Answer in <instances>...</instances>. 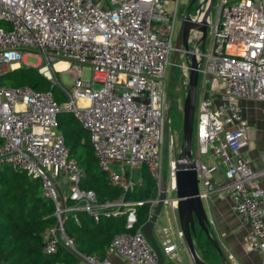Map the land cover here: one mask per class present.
<instances>
[{
    "label": "built area",
    "instance_id": "2783aa9c",
    "mask_svg": "<svg viewBox=\"0 0 264 264\" xmlns=\"http://www.w3.org/2000/svg\"><path fill=\"white\" fill-rule=\"evenodd\" d=\"M208 3L195 0L189 17L202 20ZM215 3V18H210V9L204 16V36L200 29L189 28L187 50L181 44L173 58L179 28L173 35L174 22L180 24L184 14L177 10L178 0H0V75L25 63L27 54L37 58L40 72L43 66L52 74L68 70L72 75L67 88L46 74L65 95L61 101L50 89L0 82V163L39 177L42 194L53 203L55 221L41 233L43 252H54L62 244L84 264H114L110 255L124 264H157L158 252L142 224L152 214L161 187L162 205L175 207L169 191H174L176 158L168 160V184L164 181L167 143L172 147L167 90L176 65L187 85L188 51L197 62L196 150L191 161L199 194L227 193L232 210L247 225L244 248L261 251L264 264V187L257 182L264 179V163L253 166L240 153L248 124L239 102L260 100L264 111V0ZM58 59L66 61L65 67H54ZM83 63L90 67L89 79L81 78ZM79 97L87 101L80 103ZM63 109L87 131L98 167L122 190L118 197L97 201L92 189L78 185L82 169L57 127V113ZM199 153L210 155V163ZM142 167L153 180L155 194L124 198L126 190L142 181ZM219 170L225 181L214 186L211 175ZM144 201L147 217L137 222L136 206ZM78 210L95 220L101 213L124 214L123 228L112 234L102 256L78 251L65 233L63 219L70 214L76 220ZM151 233L158 238L159 253L175 251L168 229L155 218ZM176 235L184 240L180 227Z\"/></svg>",
    "mask_w": 264,
    "mask_h": 264
},
{
    "label": "trees",
    "instance_id": "16d2710c",
    "mask_svg": "<svg viewBox=\"0 0 264 264\" xmlns=\"http://www.w3.org/2000/svg\"><path fill=\"white\" fill-rule=\"evenodd\" d=\"M56 70L53 74L56 76ZM0 82L11 85L28 84L36 89H50L54 97L61 101L63 92L50 78L37 69L36 65L20 63L5 70ZM57 127L67 145L69 155L76 158L82 169L78 185L94 191L97 201L113 199L121 194V188L112 184L102 168L98 167L92 152L87 131L68 110L57 113ZM142 181L123 193L124 198L145 199L155 194V186L148 171L142 167ZM148 202L136 206L137 222L147 217ZM53 203L42 194L40 179L9 163H0V264H84L62 244L51 253L41 249V233L46 225L55 221L52 214ZM63 228L75 248L86 254L102 256L112 234L123 228L124 214H99L95 220L84 210L76 212V220L70 214L63 219ZM193 242L201 259L213 264L218 252L195 226ZM198 249V250H197Z\"/></svg>",
    "mask_w": 264,
    "mask_h": 264
},
{
    "label": "crops",
    "instance_id": "0c3cea01",
    "mask_svg": "<svg viewBox=\"0 0 264 264\" xmlns=\"http://www.w3.org/2000/svg\"><path fill=\"white\" fill-rule=\"evenodd\" d=\"M239 102L242 115L248 124L246 129L247 142L240 148V153L247 157L253 166H261L264 163V111L262 103L260 100L252 98L241 99ZM199 154L198 156L201 158L202 156ZM204 154L205 160L204 158L201 159L205 163H210L212 157ZM211 180L214 186H217L225 181V177L219 170L212 173ZM257 182L264 187V179H258ZM202 200L209 233L217 242L224 261L227 264H261L263 253L255 249H245L243 246V237L247 225L232 210L227 193L225 191L211 192L202 197ZM163 205L169 206L172 213L170 221L163 227L168 229L172 240L176 243V249L170 255L160 253L157 264H196L192 260L184 240L176 235L179 222L175 207L168 203ZM152 237L154 241L158 242L154 233ZM197 254L199 255L198 252ZM110 259L114 264H124L123 259L116 255H110ZM211 261L213 264H221L219 254L217 259L214 258Z\"/></svg>",
    "mask_w": 264,
    "mask_h": 264
},
{
    "label": "water",
    "instance_id": "95a60500",
    "mask_svg": "<svg viewBox=\"0 0 264 264\" xmlns=\"http://www.w3.org/2000/svg\"><path fill=\"white\" fill-rule=\"evenodd\" d=\"M194 0H189L184 14L181 18L179 24L178 33L175 39V49L173 50V58L177 54V48L182 47L187 50V33L189 28H198L202 32V37L205 34L206 22L204 16L208 13L212 1L209 0L208 6L204 11L202 20L193 21L188 15V9ZM190 57V68L187 81V90L183 98L182 104V123H181V150L176 157L175 167H174V197L175 209L177 214V219L179 222V227L183 234L184 242L189 250L192 260L196 264H209L205 262L197 254L194 246L193 236L196 234L195 224L204 233V235L210 240L212 245L215 247L221 258V264H227L224 261L223 255L218 247L217 242L211 237L208 227H207V217L203 207L202 196H200V189L198 184V178L196 176V169L192 159L191 151V138L193 129V114H194V101H195V90H196V79H197V62L193 54L186 51ZM171 101L167 108V114ZM59 198L62 202L63 195L58 189ZM165 197V187H161L159 190V196L154 210L150 217L144 221L142 224L143 232L147 235L150 241L153 243L155 249L158 252V257L160 255L158 246L156 245L152 234H151V224L153 219L156 217L160 207L162 206V199Z\"/></svg>",
    "mask_w": 264,
    "mask_h": 264
},
{
    "label": "rangeland",
    "instance_id": "374dc122",
    "mask_svg": "<svg viewBox=\"0 0 264 264\" xmlns=\"http://www.w3.org/2000/svg\"><path fill=\"white\" fill-rule=\"evenodd\" d=\"M189 0H178V11H184L185 7L187 5ZM216 0H214L210 11H209V16L210 18L213 20L215 18L216 15ZM195 0L191 3L190 7H189V11H191L193 9ZM170 7V3L165 5V8ZM2 24H4L2 22ZM179 25V20L176 19L174 22V28H173V35L176 33L177 31V27ZM170 56L172 57V52L170 53ZM26 62L28 64H32V65H36V61L37 58L34 55H30L27 54L24 56ZM180 58L178 57V60ZM49 75L52 76V80H55V78L59 79L64 85L65 87H69V83L72 81V75L70 74V72L68 70H64V71H57L56 72V76L53 75L50 71L49 68L47 69ZM43 73V72H42ZM44 74V73H43ZM46 76V74H44ZM200 73L198 75V83L200 80ZM81 78L82 79H89L90 78V67L88 64L83 63L81 66ZM171 82L169 83V87L167 90V100L168 103L171 101L172 98V102L171 105L169 107V111L167 114V128H168V132L170 133L171 137H172V147H168V143L166 146V152H165V161H164V165H165V169H164V181L166 184H168V178L166 176V169H167V164H168V160L173 157L176 158L177 155L180 152L181 146H182V140H181V123H182V104H183V98L185 96L186 90H187V85L184 83V78L182 73L180 72V68L176 65L173 69V74L172 77H169ZM197 96H198V89L196 92V96H195V101L197 100ZM193 120H194V115H193ZM193 125H194V121H193ZM196 150V139H195V135H194V127H193V131H192V138H191V151L194 153V151ZM200 156H202L201 158H204L205 160V154L204 153H200ZM170 195L174 194V191L170 190L169 191ZM203 201V200H202ZM171 210L169 208V206L166 205H162L161 208L159 209L158 215H157V221L156 224H158L160 227H163L164 224L168 223L171 219ZM197 225V224H196Z\"/></svg>",
    "mask_w": 264,
    "mask_h": 264
},
{
    "label": "bare ground",
    "instance_id": "6f19581e",
    "mask_svg": "<svg viewBox=\"0 0 264 264\" xmlns=\"http://www.w3.org/2000/svg\"><path fill=\"white\" fill-rule=\"evenodd\" d=\"M65 65H66V61H65L64 59H58L57 61L54 62V67H56V68L65 67ZM41 70H42L45 74L48 75V72H47V70H46L45 67L42 66V67H41ZM86 101H87V100H86L85 97H79V98H78V102H80V103H85Z\"/></svg>",
    "mask_w": 264,
    "mask_h": 264
},
{
    "label": "flooded vegetation",
    "instance_id": "af4514ba",
    "mask_svg": "<svg viewBox=\"0 0 264 264\" xmlns=\"http://www.w3.org/2000/svg\"><path fill=\"white\" fill-rule=\"evenodd\" d=\"M170 103V102H169ZM169 103H168V106H169ZM168 106H167V108H168Z\"/></svg>",
    "mask_w": 264,
    "mask_h": 264
}]
</instances>
